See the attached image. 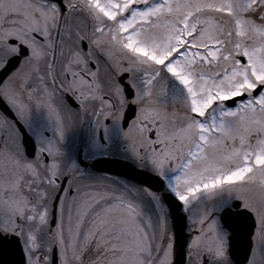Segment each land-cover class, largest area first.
I'll use <instances>...</instances> for the list:
<instances>
[{
  "label": "snow or ice",
  "instance_id": "1",
  "mask_svg": "<svg viewBox=\"0 0 264 264\" xmlns=\"http://www.w3.org/2000/svg\"><path fill=\"white\" fill-rule=\"evenodd\" d=\"M177 225L264 264V0H0V264H177Z\"/></svg>",
  "mask_w": 264,
  "mask_h": 264
},
{
  "label": "water",
  "instance_id": "2",
  "mask_svg": "<svg viewBox=\"0 0 264 264\" xmlns=\"http://www.w3.org/2000/svg\"><path fill=\"white\" fill-rule=\"evenodd\" d=\"M116 170L117 171H122V172H128L130 171L129 169L125 168L124 166H116ZM177 246H178V251H177V255H176V261L177 264H181V260H182V256L181 253L179 251V245L183 239V234L180 231L179 225H177Z\"/></svg>",
  "mask_w": 264,
  "mask_h": 264
}]
</instances>
